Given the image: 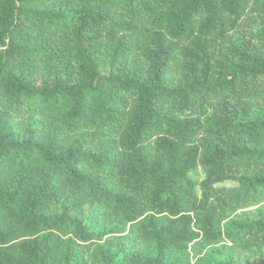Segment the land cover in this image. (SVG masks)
Instances as JSON below:
<instances>
[{"label":"trees","instance_id":"trees-1","mask_svg":"<svg viewBox=\"0 0 264 264\" xmlns=\"http://www.w3.org/2000/svg\"><path fill=\"white\" fill-rule=\"evenodd\" d=\"M0 264H264V0H0Z\"/></svg>","mask_w":264,"mask_h":264},{"label":"rangeland","instance_id":"rangeland-1","mask_svg":"<svg viewBox=\"0 0 264 264\" xmlns=\"http://www.w3.org/2000/svg\"><path fill=\"white\" fill-rule=\"evenodd\" d=\"M189 177L195 181L196 183H198L200 180L203 179L204 174L203 171L201 169H198L196 171H193L189 174Z\"/></svg>","mask_w":264,"mask_h":264}]
</instances>
